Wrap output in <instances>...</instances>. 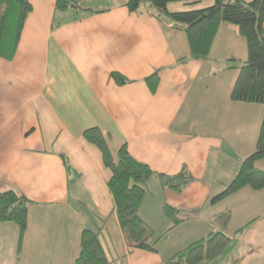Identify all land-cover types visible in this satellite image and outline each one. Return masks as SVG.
I'll return each mask as SVG.
<instances>
[{
	"label": "crops",
	"instance_id": "0c3cea01",
	"mask_svg": "<svg viewBox=\"0 0 264 264\" xmlns=\"http://www.w3.org/2000/svg\"><path fill=\"white\" fill-rule=\"evenodd\" d=\"M30 3L13 59L0 58V191L14 189L29 201L21 238L16 224L0 222V264H73L82 229L95 223L110 264H165L215 232L214 218L227 211L232 241L212 264H264V187L211 201L253 152L264 111L230 98L238 70L229 60L247 57L237 28L221 23L209 53L192 58L182 29L131 13L125 0L82 16L56 10L55 0ZM157 68L152 94L144 78ZM112 72L130 82L117 85ZM91 127L108 136L114 156L125 144L156 173L185 168L192 177L181 191L155 176L147 181L138 214L155 251L126 239L109 171L83 138ZM60 154L76 176L73 190ZM255 165L264 170V159ZM165 204L198 214L168 229Z\"/></svg>",
	"mask_w": 264,
	"mask_h": 264
},
{
	"label": "trees",
	"instance_id": "16d2710c",
	"mask_svg": "<svg viewBox=\"0 0 264 264\" xmlns=\"http://www.w3.org/2000/svg\"><path fill=\"white\" fill-rule=\"evenodd\" d=\"M89 0H55V9L65 11L71 4L83 12L101 13L109 8L100 6L82 7ZM108 1V0H105ZM113 0H109L110 2ZM115 1V0H114ZM174 1L199 2L200 0H125L124 6L131 13H145L160 22H167L171 27L182 29L186 34L189 57H205L210 50L218 27L229 23L237 28L245 39L247 57L243 61L230 59L238 70V77L232 88L230 98L233 102L261 104L264 108V0H215L209 7L183 12H170L168 3ZM100 3L93 0V3ZM79 4V6H78ZM76 10V11H78ZM32 11L30 0H0V58L13 59L26 19ZM186 57L179 61H185ZM160 68L144 78L151 93H155L160 82ZM117 85L130 82L118 72L110 73ZM86 142L98 149L103 166L109 171L107 187L114 201V211L126 239L133 247L155 251L149 244L150 229L138 214V208L146 193L147 181L155 176L162 186L181 191L192 177L183 168L174 175L154 172L147 164L136 160L123 144L114 156L107 138L99 128L91 127L83 132ZM69 182L74 173L67 159L60 154ZM264 159V111L253 152L240 165L229 184L211 201L217 202L241 188L248 186L253 190L264 187V170L255 163ZM77 175V174H76ZM28 199L14 189L0 191V222H13L18 226L20 238L26 227ZM164 216L170 222L168 229L180 222L196 217L198 211H186L171 204L162 208ZM230 218L229 211L217 215L214 222L217 230L206 237L191 242L179 250L165 264H212L229 246L233 235L226 232ZM101 224L86 225L80 234L78 254L73 264H110L100 241ZM243 227L236 233L243 231Z\"/></svg>",
	"mask_w": 264,
	"mask_h": 264
},
{
	"label": "rangeland",
	"instance_id": "374dc122",
	"mask_svg": "<svg viewBox=\"0 0 264 264\" xmlns=\"http://www.w3.org/2000/svg\"><path fill=\"white\" fill-rule=\"evenodd\" d=\"M98 1H100V0H98ZM108 1L101 0L100 3H98V2L93 3V0H89V1H85L82 4H80V6H82V7H94L96 5V7L97 6L100 7V6L106 5L108 3ZM214 3H215V0H200L199 2H194V3L193 2L174 1V2L168 3L167 8L170 12H183V11H192V10L203 9V8H206V7L213 5ZM78 6H79V4H78ZM70 8H72L71 9L72 12H75L76 10H78V9H75L74 5L72 7V4H71ZM84 13H86V12H83L82 10H78V14L80 16H82ZM88 13H90V12H88ZM71 177H72L71 178L72 181L70 182V187L72 188L71 190H73L75 188V186H77V184H76L77 179H76L75 174H72ZM147 187H148V184L146 185V190H147ZM81 201H82V203H84L83 200H81ZM98 225H100V223Z\"/></svg>",
	"mask_w": 264,
	"mask_h": 264
},
{
	"label": "water",
	"instance_id": "95a60500",
	"mask_svg": "<svg viewBox=\"0 0 264 264\" xmlns=\"http://www.w3.org/2000/svg\"><path fill=\"white\" fill-rule=\"evenodd\" d=\"M72 7H73V5H72Z\"/></svg>",
	"mask_w": 264,
	"mask_h": 264
}]
</instances>
